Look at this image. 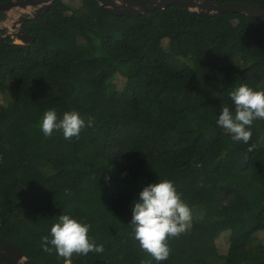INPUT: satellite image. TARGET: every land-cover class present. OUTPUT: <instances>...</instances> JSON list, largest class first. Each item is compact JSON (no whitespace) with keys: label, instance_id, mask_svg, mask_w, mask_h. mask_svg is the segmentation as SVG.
I'll list each match as a JSON object with an SVG mask.
<instances>
[{"label":"trees","instance_id":"trees-1","mask_svg":"<svg viewBox=\"0 0 264 264\" xmlns=\"http://www.w3.org/2000/svg\"><path fill=\"white\" fill-rule=\"evenodd\" d=\"M20 28L30 44L0 37V236L28 264H65L41 248L61 214L104 245L70 264H158L130 221L133 201L159 180L193 214L159 264H264V119L249 144L217 124L223 106L234 111L230 92L264 91V17L176 4L115 16L96 0H54ZM52 108L94 126L79 140L45 138Z\"/></svg>","mask_w":264,"mask_h":264},{"label":"clouds","instance_id":"clouds-1","mask_svg":"<svg viewBox=\"0 0 264 264\" xmlns=\"http://www.w3.org/2000/svg\"><path fill=\"white\" fill-rule=\"evenodd\" d=\"M234 111L223 106L217 124L232 140L249 144L252 138L251 126L257 119H264V91L253 90L246 84L240 85L229 93ZM94 126V119L87 122L77 111H66L58 117L55 108L44 112L40 129L45 138H51L54 132H62L65 140H79L82 130ZM254 145L248 151H253ZM193 214L191 208L182 200L175 185L170 180H159L148 184L139 193V199L132 204L130 224L134 226V238L140 249L155 261L169 258L171 248L167 243L179 238L191 227ZM88 223H82L68 214H61L50 229V236L41 238V248L48 254L55 252L57 258H63L70 264L73 255H87L90 252L103 253L104 245L97 244L88 233ZM147 264H151L148 261Z\"/></svg>","mask_w":264,"mask_h":264},{"label":"water","instance_id":"water-1","mask_svg":"<svg viewBox=\"0 0 264 264\" xmlns=\"http://www.w3.org/2000/svg\"><path fill=\"white\" fill-rule=\"evenodd\" d=\"M54 0H8L0 2V13L18 9L19 15L11 25L13 32L0 37L14 38V43L28 45L33 40L32 35L26 34L20 25L46 11ZM99 7L115 16H139L156 9H164L176 4L188 11L215 16L221 13H241L249 17H264V4L251 2L221 3L208 0H96ZM26 13V14H23ZM0 259L6 264H28L27 257L11 240L0 236Z\"/></svg>","mask_w":264,"mask_h":264},{"label":"rangeland","instance_id":"rangeland-1","mask_svg":"<svg viewBox=\"0 0 264 264\" xmlns=\"http://www.w3.org/2000/svg\"><path fill=\"white\" fill-rule=\"evenodd\" d=\"M17 11L18 9H12V10H9L7 13H5V17L0 21V28H2L4 31H7L9 33L13 32V30L10 27L13 24L14 20L19 15V13L17 14ZM23 14H26V13H23ZM12 39L14 40V38ZM222 243L223 241H219L220 245H222Z\"/></svg>","mask_w":264,"mask_h":264},{"label":"flooded vegetation","instance_id":"flooded-vegetation-1","mask_svg":"<svg viewBox=\"0 0 264 264\" xmlns=\"http://www.w3.org/2000/svg\"><path fill=\"white\" fill-rule=\"evenodd\" d=\"M18 13H19V12L17 11V14H18ZM2 15H3V18H4V17H5V13H2ZM3 18H2V19H3ZM2 19H0V21H1ZM16 19H17V18H16ZM16 19H15V20H16ZM15 20H14V21H15ZM0 30H3V29L0 28ZM8 33H9V32L4 31V33H3L2 35H1V34H0V35L3 36V35L8 34Z\"/></svg>","mask_w":264,"mask_h":264}]
</instances>
